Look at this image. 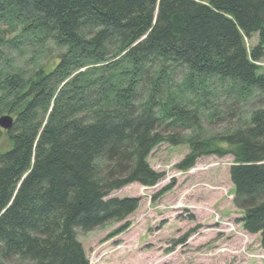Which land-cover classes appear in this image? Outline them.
Wrapping results in <instances>:
<instances>
[{
    "label": "trees",
    "instance_id": "1",
    "mask_svg": "<svg viewBox=\"0 0 264 264\" xmlns=\"http://www.w3.org/2000/svg\"><path fill=\"white\" fill-rule=\"evenodd\" d=\"M30 40L53 42L58 62L17 69L5 50L22 51ZM262 59L264 0H0V116H16L0 151V264H90L77 230L125 221L138 209L139 198L110 195L132 183L156 185L163 174L148 156L164 142H185L176 130L202 118L177 93L160 99L170 64L187 70L192 92L218 79L239 98H263L221 137L187 140L191 152L177 168L230 153L239 222L264 249Z\"/></svg>",
    "mask_w": 264,
    "mask_h": 264
},
{
    "label": "rangeland",
    "instance_id": "2",
    "mask_svg": "<svg viewBox=\"0 0 264 264\" xmlns=\"http://www.w3.org/2000/svg\"><path fill=\"white\" fill-rule=\"evenodd\" d=\"M19 35L18 31L5 38ZM30 41L22 51L5 50L17 69L29 73L58 62L61 50L53 42L47 41L41 46L37 41ZM258 42V34L246 40L250 49ZM258 64L264 70V59ZM170 65L160 99H171L177 93L187 109H200L202 118L191 128L176 130L185 142L177 146L164 142L148 156L150 167L163 174L156 185L132 183L110 195L139 198L140 204L134 213L125 221H113L92 231L77 230L86 256L90 264H264L260 235L247 233L239 222L242 211L234 204L230 178L233 156L208 154L200 157L189 170L177 168L191 152L187 140L198 135L204 139L221 137L247 121L263 98L257 94L247 100L239 98L235 87L218 79H212L207 86L195 85L192 92L185 86L187 70ZM151 87L150 81L141 84L139 100L147 99ZM10 115L16 119L14 114ZM5 132L0 127V151L10 146ZM220 146L230 150L226 144ZM170 185H173L171 190L158 200L153 199ZM126 222L129 223L127 230L112 235ZM189 231H193L190 238L176 245L175 241Z\"/></svg>",
    "mask_w": 264,
    "mask_h": 264
},
{
    "label": "water",
    "instance_id": "3",
    "mask_svg": "<svg viewBox=\"0 0 264 264\" xmlns=\"http://www.w3.org/2000/svg\"><path fill=\"white\" fill-rule=\"evenodd\" d=\"M15 119L9 113L0 116V127L4 130H10L14 125Z\"/></svg>",
    "mask_w": 264,
    "mask_h": 264
}]
</instances>
